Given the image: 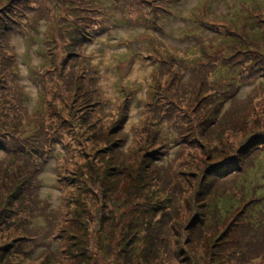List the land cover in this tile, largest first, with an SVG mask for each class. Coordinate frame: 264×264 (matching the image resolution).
<instances>
[{
    "label": "trees",
    "instance_id": "trees-1",
    "mask_svg": "<svg viewBox=\"0 0 264 264\" xmlns=\"http://www.w3.org/2000/svg\"><path fill=\"white\" fill-rule=\"evenodd\" d=\"M101 2L31 0L30 3L24 0L22 3L25 10H32V3L37 4L41 13L45 14L41 15L42 19H48L54 9L56 12L61 10L63 14L68 13L70 21L63 34L65 45L62 46V49L67 48L68 55L65 54L61 59L58 53L60 48L56 52L50 49L49 53L43 54L44 71L39 73L38 81L46 85L35 113L28 117V122L35 126V132L32 139L22 145L23 152L16 151H20L25 160H42L43 165L53 159L57 145H63L68 152L73 153L75 166L70 165L73 174L68 175L74 176V180L78 176L88 178L89 175L88 180L91 178L101 191L118 188V184L122 183L130 185V199L132 204H136L138 214L133 215L135 230L129 227L122 239L126 243L124 248L129 250L135 248L133 244L138 237L143 239L142 252L146 264L150 263V259L159 262L176 259L187 264H199L196 249L203 253L207 251L209 264H212L213 258H221L226 254L232 255L230 260L235 261L234 264L251 263L252 260L256 264H264V222L261 219L252 222L248 214L250 209L252 214L264 218V208L260 209L264 195H258V185L249 186L247 179L249 173L264 159V98L258 101L249 97L241 101L236 96L243 85H251L256 78L264 76V59L248 54L250 50H245V44L241 43L240 49H234V56L240 55L243 62L246 59V62L253 63L251 68H260L251 69L258 73V77L250 75L251 79L244 82L231 75L220 84L219 79L209 75L210 70L213 73L216 70L210 65L218 63L216 56L220 49L215 53L205 50L203 39L200 47L202 60L206 63L188 64L173 55L162 41L153 39L147 53L153 69L142 122L141 134L145 137L139 141L137 152L126 159L127 155L121 149L126 136L123 124L135 98L136 85L123 86L119 97L122 107L119 115H115L109 123L101 120L99 112L103 101L96 88L98 69L86 54L87 45L110 29L111 20L106 18L107 11L104 8L107 3ZM145 2L136 3L139 5L138 22L159 30L160 19L172 15V9L166 0ZM90 4L94 5V9ZM12 8L16 7L9 6L0 11V37L10 38L20 31L21 25L13 24L15 18L11 14L15 16V11ZM243 14L238 23L213 21L210 26L233 28L230 34L234 36L235 42L245 36L247 29L254 31L257 36L261 35L262 32L258 30L264 26V10L259 7L247 8ZM262 42L264 35L258 41V46ZM10 57L14 63L13 52ZM231 59L226 57L223 60L225 67ZM10 70L12 76V67ZM208 83L212 84L211 88L215 91L211 95ZM15 84L17 89L13 97L12 92L7 93L0 87L3 94L0 98L12 97V119L16 124H21L18 110L20 105L23 108V96H20L19 86ZM165 122L172 129L171 141L187 151L177 173L171 170L174 161L169 166H160L156 162L162 160L168 151L166 135L158 128ZM1 146V150L6 152L7 146ZM65 154H59L58 159ZM82 159H86V163L81 162ZM42 168L38 167L37 172L40 173ZM26 174L31 176V168L27 169ZM4 178L7 182L0 179V228L7 231L12 226L10 219L20 222L21 211L32 213L36 208L39 209L40 202L27 200L28 207L25 205L22 186L24 183L33 184L28 176L22 182H15L14 187L10 177ZM84 200L80 197L76 201L85 209L75 219L83 225L82 219L87 214ZM34 205L36 208L29 210ZM101 209L102 219L104 217L114 225L116 233L113 231V234L121 236L126 229L122 230L120 226L119 232L116 216L109 213L103 204ZM185 213L184 217L179 218ZM5 217L7 220H4ZM89 217H92V213ZM139 229L142 230L141 236L136 234ZM30 237L35 235L26 232L14 235L16 243ZM36 239L42 240L39 237ZM240 242L246 249L237 256L235 247ZM12 250H15L14 247Z\"/></svg>",
    "mask_w": 264,
    "mask_h": 264
},
{
    "label": "rangeland",
    "instance_id": "rangeland-1",
    "mask_svg": "<svg viewBox=\"0 0 264 264\" xmlns=\"http://www.w3.org/2000/svg\"><path fill=\"white\" fill-rule=\"evenodd\" d=\"M18 1L0 0V11L9 6L16 7L12 8L15 11V16L11 14L15 18L13 24L21 25L20 31L15 32L10 38L0 37V71H2L0 87H3L2 89L7 93L12 92L13 97L17 89L16 82L19 86V94L23 96V108L20 105L21 108L18 110L19 114L21 113V124H16L12 119V105L14 104L10 100L12 97L0 98V179L7 182L4 177H10L14 181L12 184L14 187L15 182H22L28 176L29 180L32 179L33 186L30 183V185L24 183L22 186L25 205L28 207L27 200L32 203L39 201L40 207L39 209L35 205L30 207L29 210L37 209L30 213L24 205L26 212L21 211L20 222L10 219L9 223L12 226L7 231L0 228V264H146L142 252L143 239L138 237L133 244L135 248L131 250L124 248L126 243L125 239H122L129 227L133 231L135 230L132 223L133 215L138 214L136 204H132V199H130V185L122 183L118 184V188L101 191L99 186L91 181V178L88 180L89 175H87L88 178L78 176L74 180V176L68 175L69 173L73 174L71 172L73 168L70 167V165H74L73 153L68 152L63 145H57L54 149L56 154L53 159L43 165L40 159L25 160V156L21 155L24 150L21 148L22 145L28 143L35 132V126H32V122H28V117L35 113L39 98L46 85L38 81L39 73L44 71L42 70L43 54L49 53L50 49L56 52L60 48L58 53L61 54V59L65 54L68 55L67 48L62 49V46L65 45L63 34L70 19L68 13L63 14L61 10L56 12L54 9L51 10L48 19H42L41 15L45 14L41 13L37 4L32 3L30 4L32 10H25V6L22 4L24 0ZM25 1L31 3V0ZM101 1L107 3L104 8L107 11L106 18L111 20L110 29L87 45L86 54L98 69L99 77L96 88L101 93L103 101L100 106L101 113L99 112L101 120L109 123L115 115H119L122 111L119 97L123 86L136 85L135 98L130 104L123 124V133L126 136L121 149L127 155L126 159H130L128 156L137 152L139 141L145 137L141 134L142 122L153 69L152 60L147 57V53L151 49L153 39L157 38L162 41L173 55L184 59L189 62L188 64H202L203 56L200 43L203 39L206 45L205 50L215 53L220 49L216 56L218 63L210 65V68L216 70L214 73L213 70L209 72L211 77L220 80V84L224 83V80H227L231 75L244 82L251 79L250 75L258 77V73L252 72L251 69L258 70L260 68H251L253 63L246 62V59L243 62L240 55L239 57L234 56V49H240L241 43H244L246 47L244 49L250 50L248 54L264 59V42L258 46V41L264 35V26L258 30L262 32L261 35L257 36L249 28L250 30H246L245 36L242 39L236 38L235 42L232 38L234 36L230 34L231 31H234L233 28L210 25L213 24V21L238 23L241 21V19L238 20L239 17L244 15L247 8L259 7L264 10V0H166L172 9V15H165L160 19L159 30L152 26L147 27L137 20L139 5L136 3L145 2V0ZM46 6L49 8L48 4ZM90 6L94 9V5L90 4ZM11 52L15 56L14 63L10 57ZM226 57H232V59L225 67L223 60ZM11 67L12 76L9 74ZM15 71H17V76ZM263 77L256 78L251 85H243L237 92V98L241 101L249 97L258 101L262 100L264 98ZM211 86L212 84L208 83L209 95L215 93ZM49 89L50 86L47 90ZM0 96H3L2 91ZM227 106H230V103H227ZM158 128L161 129V133L166 135L168 151L162 160L156 162L160 166H169L174 161V167L171 170L177 173L187 151L185 152V149L179 145L176 146L171 141L173 139L172 129L166 122ZM1 145L7 146L6 152L1 150ZM50 149L47 148V150ZM65 152V156L58 159V155ZM47 157L48 154H46ZM81 162L86 163V159H82ZM38 167H43L40 173L37 172ZM30 168L31 176L26 174L27 169ZM226 170L228 174L229 171ZM34 175L37 177L32 178ZM247 179L249 186L258 185V195H264V159L255 170L249 173ZM38 183L39 185L36 186ZM80 197L85 199L83 204L87 206L86 217L83 215L82 219L84 225L75 220L85 209L79 206L80 204H76ZM135 201L138 203L137 199ZM101 204L105 209H108L109 213L112 212L116 216L117 230L121 232V227L122 230L126 229L121 236L118 233L113 234L114 225L107 222L104 217V220L102 219ZM44 208L45 211H42ZM77 208L81 209L76 213H71ZM263 208L264 201L263 204H260V209ZM90 213H92L91 218L89 217ZM248 214L252 222H257L259 219L262 223L264 222L263 217L252 214L250 209ZM185 215L186 213L179 218ZM4 220H7V217ZM24 232L34 234L35 237H30L28 240L21 239L16 243L14 235ZM138 232L136 234L141 236L142 230L139 229ZM38 237L42 240L36 239ZM242 243L240 242L235 247L237 256H240L241 252L246 249L241 245ZM8 247L11 249L6 250ZM12 247L15 250H12ZM196 253L199 264L208 263L207 251L203 253L196 249ZM230 257L232 255L226 254L221 258H213L212 264H234L235 261L230 260ZM250 262L244 264H256L254 260ZM149 264L187 263L176 261V259L168 262L150 259Z\"/></svg>",
    "mask_w": 264,
    "mask_h": 264
}]
</instances>
